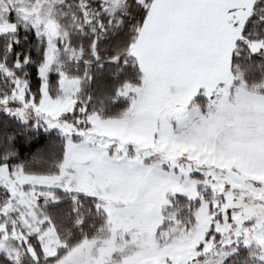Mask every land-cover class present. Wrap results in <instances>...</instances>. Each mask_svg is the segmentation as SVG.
Listing matches in <instances>:
<instances>
[{
	"label": "snow or ice",
	"instance_id": "obj_1",
	"mask_svg": "<svg viewBox=\"0 0 264 264\" xmlns=\"http://www.w3.org/2000/svg\"><path fill=\"white\" fill-rule=\"evenodd\" d=\"M0 264H264V0H0Z\"/></svg>",
	"mask_w": 264,
	"mask_h": 264
}]
</instances>
